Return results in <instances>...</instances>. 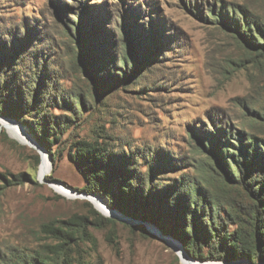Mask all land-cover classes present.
<instances>
[{"label":"rangeland","instance_id":"1","mask_svg":"<svg viewBox=\"0 0 264 264\" xmlns=\"http://www.w3.org/2000/svg\"><path fill=\"white\" fill-rule=\"evenodd\" d=\"M221 8L229 18L236 14L233 23L220 16ZM244 22L251 27L250 35L237 31L236 24ZM19 44L10 56L1 57L6 62L0 67L17 79L18 86L14 89L12 81L7 83L6 92L14 100L9 97L3 106L7 111L12 106L30 121L21 102L23 97L29 103L33 100L24 85L34 72L45 69L50 71L49 93L41 94L45 99L41 105L74 122L72 107L65 105L62 96L73 100L78 95V121L66 125L62 119L63 132L54 139L52 157L27 125L0 115L31 142L20 143L0 124V264L15 262L12 256L17 250L33 254L49 243L40 232L43 223L74 213L93 218L90 208L113 222L89 226L92 240L78 249L81 264H182L179 253L187 255L182 245L159 225L124 215L96 193L92 195L117 216L104 215L80 197L85 179L69 158V145L82 138L97 137L114 151L123 148L128 158L132 153L126 163L146 184L158 180L169 185L181 177L190 187L197 184L218 197L224 209L237 211L242 231L249 229L255 213L264 215L259 195L264 193L259 186L264 161L243 167L239 187L231 157L228 165L236 180L228 177L219 156L225 134L231 143L225 146L236 156L233 147L240 146L239 138L244 143L258 142L264 153V50L260 48L264 46V0H0V54L3 47L11 50ZM127 50L132 53L131 69L124 76L126 68L119 58ZM114 64L111 72L119 78L102 89L96 70ZM32 87L35 93L37 85ZM204 132L219 136L221 142L214 145L202 136ZM37 145L51 165L41 178L42 154ZM154 157L160 163L156 168L151 167L156 164ZM239 160L242 163V156ZM122 176L131 177L124 169ZM55 184L76 196L59 193ZM165 239L175 240L180 252Z\"/></svg>","mask_w":264,"mask_h":264},{"label":"trees","instance_id":"2","mask_svg":"<svg viewBox=\"0 0 264 264\" xmlns=\"http://www.w3.org/2000/svg\"><path fill=\"white\" fill-rule=\"evenodd\" d=\"M222 11L221 8L219 14L225 16V22L228 24L233 23L236 14L233 13V18H229L228 14L223 15ZM236 27L237 31L240 32L241 30L250 35L251 27L246 22L239 25V27L236 24ZM80 29L82 31L83 26ZM138 31L140 32V30ZM254 43L259 44L258 41H254ZM19 47L20 44L14 46L11 50L7 46L3 47V52L0 54V64L6 62L1 60L2 54H6L8 57ZM91 48H93V45ZM260 48L264 50V46H260ZM260 48L257 52H261ZM131 58L132 53L128 50L119 58L126 68L123 71L124 76L131 69L129 67ZM136 66L139 67V63H136ZM114 67H116V64L112 67L101 66L97 68L96 72L98 73L95 74L98 77V83L102 84V89H105L108 84L114 83L113 80L119 78L116 72L113 74L111 72ZM8 72V70H4L3 66L0 67V74L4 76V78H0V115L13 117L27 125L36 141L53 157V153H55L52 150L54 139L59 138L61 132H63L62 119H65L66 125L69 123L74 125L78 121V107L76 106L79 102L78 95H74L73 100L62 96L65 105L72 107L70 112L75 115L76 120L74 122H72L71 117L66 115L58 116L49 113L46 107L41 105L42 101L45 100L41 94L49 93L46 91V79H48L50 71L41 69L34 72L33 79L29 80L27 85H24L25 92L31 96L33 102L29 103L24 97L21 102L22 107L28 110L27 112L31 118L30 121H27L19 116L12 106H8L9 111H7L5 105L3 106L5 100L7 101L10 97L6 92L7 83L12 81L14 89L15 87L18 88L16 86L17 79L9 75ZM33 84L37 85L35 93H33L35 90L32 87ZM10 98L12 99V97ZM64 128H68V126H64ZM231 134L229 137L233 138ZM202 136L214 145L217 140L221 142L219 136H215L210 132H204ZM224 138V145L219 149V156L222 158L228 177L236 180L232 169L228 165L231 157L238 177L236 184L240 187V176H242L243 167H253L255 164L264 161V153L258 142L247 141L244 143L239 138L240 146L233 147V150L238 153V156H236L235 152L230 153L227 146H225V144L230 143L227 134L224 135ZM114 148L100 141L97 137L92 140L88 138L77 139L70 143L69 158L85 179V185L81 189L82 192L87 194L96 193L102 196L108 200L110 206L128 217L147 220L159 225L164 234H170L177 239L191 259L200 261L221 260L223 262L245 260L250 264L264 262V215L260 216L255 213L249 229L242 231L240 216L236 214L237 211L233 208H230V210L224 209L218 197L208 195L197 184L190 187L183 177H181V180L173 179L169 185H165L158 180L156 182L149 180L146 184L143 176L135 169L128 167L126 163L132 160L133 154L130 149L128 151L131 154L128 158L123 148L118 147L116 151L113 150ZM224 149L226 155L223 153ZM250 149H252L251 152H249ZM240 156L243 159L242 163L239 160ZM156 160L154 157L152 163L156 162V164L152 165V168H156L160 164ZM123 169L131 177L124 179L122 176ZM259 177L261 179L259 186L264 187V177L263 175ZM18 180L22 181L19 178ZM259 195L264 202V193L260 192ZM222 210H225V212L223 213ZM89 212L93 218L89 214L79 215L74 213L64 219L43 223L40 232L50 242L45 243L40 251L33 254H25L17 250L16 254L12 256V260L15 262H6L5 264H81L78 260V249H80L82 243L92 240V235L88 230L89 226L100 227L103 222H113V220L102 217L91 208ZM158 217L162 220H159ZM157 219L158 221H156Z\"/></svg>","mask_w":264,"mask_h":264},{"label":"bare ground","instance_id":"3","mask_svg":"<svg viewBox=\"0 0 264 264\" xmlns=\"http://www.w3.org/2000/svg\"><path fill=\"white\" fill-rule=\"evenodd\" d=\"M0 124H1V127L6 130V132L9 134L10 137L16 139L17 141H19L22 144H27V145L31 144L30 140L26 137V135L22 132V130H20V128L16 124H14L12 121H9L6 119H0ZM41 154H42L41 161H40L39 166H38V175L40 178L45 176L46 174H48V172L50 171V168H51L47 154L45 155V152L40 151V155ZM53 187L56 191H58L59 193L65 195V196H68V197L76 196L75 193L63 188L60 185L55 184V185H53ZM77 197H78V195H77ZM87 199H89V201L104 215L117 216L115 213L108 211L105 208L106 205H105L104 201L100 200L99 198L95 197L94 195L91 194V196H88ZM165 241H167L168 245L173 250H175V252L179 251L178 250L179 246L177 247V245L172 240L165 239ZM179 256H180V262L182 264H224V262H216V261L202 262L200 260L191 259V258L184 256L181 252L179 253Z\"/></svg>","mask_w":264,"mask_h":264},{"label":"water","instance_id":"4","mask_svg":"<svg viewBox=\"0 0 264 264\" xmlns=\"http://www.w3.org/2000/svg\"><path fill=\"white\" fill-rule=\"evenodd\" d=\"M37 147H38V151L40 150V151H43L44 152V149L43 148H41V147H39L38 145H37ZM40 151H39V153H40ZM88 196H91V194H87V193H83V194H80V197H82V198H85V199H87V197ZM117 215V214H116ZM118 216L121 218V219H124V220H128V221H131V222H134L135 224H138V222H136V221H133V220H131V219H129V218H127V217H125V216H122V215H120V214H118ZM146 226V228H147V225H145ZM152 228V229H151ZM149 227V228H147V230L150 232V233H152V234H155V235H157V236H160V234H159V231H155L154 229H153V227ZM154 231V232H153ZM156 232V233H155ZM161 237V236H160ZM162 238H163V236H162ZM177 246H179L177 243H176V241L175 240H172ZM187 256V255H186ZM188 257V256H187ZM189 258V257H188ZM203 262V261H202ZM224 264H239L237 261L235 262V261H232V262H228V263H224Z\"/></svg>","mask_w":264,"mask_h":264}]
</instances>
